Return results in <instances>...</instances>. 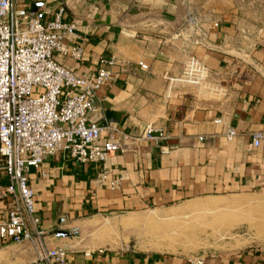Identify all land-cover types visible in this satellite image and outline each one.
I'll return each instance as SVG.
<instances>
[{"label": "crops", "instance_id": "1", "mask_svg": "<svg viewBox=\"0 0 264 264\" xmlns=\"http://www.w3.org/2000/svg\"><path fill=\"white\" fill-rule=\"evenodd\" d=\"M12 6L30 15L47 8V19L62 7V21L77 23L70 43L84 52L79 61L58 53L56 60L93 77L101 57L113 59L99 93L102 113L133 135L148 125L169 134L157 144L127 140L105 162L79 163L58 150L30 169L46 245L65 250L64 264H191L160 251L98 253L108 231L104 215L264 194V137L250 146L253 131L264 133V33L238 21L233 0H12ZM191 56L206 69L198 83L183 78ZM228 127L236 131L232 139L224 134ZM104 170L118 187L98 183ZM6 206L0 200L1 212ZM34 254L29 243L0 241V264H32ZM204 264H264V247L212 254Z\"/></svg>", "mask_w": 264, "mask_h": 264}, {"label": "built area", "instance_id": "2", "mask_svg": "<svg viewBox=\"0 0 264 264\" xmlns=\"http://www.w3.org/2000/svg\"><path fill=\"white\" fill-rule=\"evenodd\" d=\"M46 9L30 15L14 8L12 0H0V200L7 203L0 211V241L31 244L35 251L32 264H64L65 250L46 245L29 183L30 169L40 167L58 150L68 152L79 163L105 162L127 140L157 144L168 140L169 134L148 125L133 135L107 119L99 107V93L111 79L115 61L101 57L93 77L59 63L55 53L79 61L84 47L70 43L76 21H62V7L47 19ZM139 67L147 69L143 62ZM205 71L191 56L183 78L198 83ZM224 134L232 139L236 131L228 127ZM251 136L250 146L259 147L264 133L253 131ZM108 173H99L98 183L118 187ZM188 261L204 264L205 257L195 255Z\"/></svg>", "mask_w": 264, "mask_h": 264}, {"label": "rangeland", "instance_id": "3", "mask_svg": "<svg viewBox=\"0 0 264 264\" xmlns=\"http://www.w3.org/2000/svg\"><path fill=\"white\" fill-rule=\"evenodd\" d=\"M233 3L238 21L245 28L255 35L264 33V0H233ZM222 199L199 198L169 208L104 215L108 228L104 231V250L119 254L132 250L160 251L192 258L264 247V194ZM202 201L225 204L216 209L185 210L188 205ZM126 218L135 219V223L122 225L121 220Z\"/></svg>", "mask_w": 264, "mask_h": 264}, {"label": "bare ground", "instance_id": "4", "mask_svg": "<svg viewBox=\"0 0 264 264\" xmlns=\"http://www.w3.org/2000/svg\"><path fill=\"white\" fill-rule=\"evenodd\" d=\"M224 204H225L224 202H219V201H202L200 203L188 205L187 207H185V210L190 211V210H193L197 207H203V208H207V209H216V208L222 207ZM126 224H127V222H126Z\"/></svg>", "mask_w": 264, "mask_h": 264}]
</instances>
